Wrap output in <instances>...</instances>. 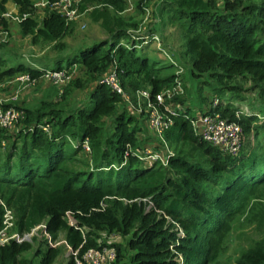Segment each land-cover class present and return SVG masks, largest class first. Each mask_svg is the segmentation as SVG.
<instances>
[{
    "label": "trees",
    "instance_id": "obj_1",
    "mask_svg": "<svg viewBox=\"0 0 264 264\" xmlns=\"http://www.w3.org/2000/svg\"><path fill=\"white\" fill-rule=\"evenodd\" d=\"M9 1L19 14H27L19 22L20 31L33 40L57 43L73 21L48 8L39 17L34 0H0L4 28ZM125 8L126 0H82L80 10L90 9L91 18L108 37L85 45L65 65H7L0 56V90L6 79L19 73L29 74L36 83L46 69L77 64L85 73L84 79L72 78L59 98L39 101L36 108L21 107L24 118L17 135L24 132L23 138L6 149L0 142V226L8 205L20 233L46 219L54 238L63 232L77 247L84 239L82 233L63 217L71 210L87 227L82 249L107 244L98 241L103 231L127 237L125 245L111 243L116 248L113 264H179L173 249L182 253L183 264H264L263 151L252 147L231 154L203 140L191 125L198 114H189L183 97L176 96L170 99L177 103L174 112L168 111L171 125L163 131L172 147L168 164L151 165L135 156L134 150L150 141L141 137L145 126L129 110L130 102L102 78L115 67L121 86L136 103L137 90L146 88L153 98L175 83V71L167 68L176 63H160L137 46L154 30L132 32L137 24L121 15ZM157 9L162 22L174 20L181 27V53L190 62L191 73L218 84L214 86L217 103L201 113L217 111L236 120L243 134L263 127L264 105L256 102L264 99V1L160 0ZM122 37L127 43L120 41ZM93 80L83 103L75 111L66 109L62 99L67 93ZM244 81L251 83L256 102L240 94ZM241 100L250 112L239 108ZM105 117H110V126L105 125ZM2 138L7 137L0 132ZM85 139L89 151L82 148ZM143 197L152 202L150 208L139 200ZM166 216L179 223L181 233ZM248 228L258 236L250 238L234 260L224 259L230 234L247 233ZM30 249L28 241L2 244L0 264H32L24 255ZM36 253L37 264H52L59 247L46 244Z\"/></svg>",
    "mask_w": 264,
    "mask_h": 264
},
{
    "label": "rangeland",
    "instance_id": "obj_2",
    "mask_svg": "<svg viewBox=\"0 0 264 264\" xmlns=\"http://www.w3.org/2000/svg\"><path fill=\"white\" fill-rule=\"evenodd\" d=\"M264 1V0H256ZM160 0H126V8L121 13L122 16L128 17L130 22H134L137 25L133 26L131 30L135 33H144L148 30H154L152 33L157 36V39L147 38L142 40V42H137V46L142 48L149 57L159 59L160 63H168L169 60L176 63L175 67L170 66L167 68L169 72L175 71V83L167 86L173 89V86H177L176 90L172 91L173 97L179 96L183 97L184 105L189 108V114L200 115L201 110H205L212 106V100L215 99L214 89L215 85H218L213 78L206 76L208 82H206L205 76L193 75L190 71V62L181 53V43H184V36L181 27L178 25L177 21L162 22L159 14L157 5ZM7 10L14 12L16 11L15 5L9 1ZM45 9L42 7L37 9L38 16L41 17L44 14ZM90 9L80 10V15L77 20H73L69 24L67 33L57 40V43L48 42L42 38L33 40L32 35H22L20 31V25L18 21L8 20L7 27L0 25V56L3 57L7 65H17L19 63L28 64L29 62H35L40 65L54 66L57 62L65 65L69 57L74 56L83 49L85 45L91 44L94 40H99L108 37V33L102 28L98 21H94L90 14ZM121 42L127 43V38L122 37ZM60 43V44H59ZM59 44L58 47L55 45ZM183 48V45H182ZM140 51V50H139ZM67 68V67H66ZM65 68V69H66ZM113 68V67H111ZM71 78L80 77L85 78V73L77 64H72L66 69ZM69 80V81H70ZM69 81L67 83H69ZM239 81V80H238ZM65 83L61 89V93L64 88L70 85ZM93 81H89L84 84L83 87L71 90L66 95V99H62L67 103L66 109L75 111V108L83 103L88 95V91L94 84ZM243 89L240 94L243 97L249 98L256 102L258 96L253 93L250 82H242ZM0 90V100L4 101L7 105H12L18 108L21 107H33L36 108L39 105V101H46L50 99L59 98V87L44 79H40L37 83L32 85H24L13 80V78L6 79ZM56 87V88H55ZM71 88V87H70ZM58 89V91H57ZM215 91H214V90ZM129 93V92H128ZM131 99L129 110L135 115L139 120V123L144 125L145 128L141 132V137H148L150 141L155 139V135L152 134L147 127L146 116L147 108L145 109L143 99H136V103ZM243 100H241L242 102ZM261 102L264 105V99L257 100L256 103ZM125 103V101H124ZM176 101L171 100L170 106L175 108ZM239 108L245 109V111L250 112V107L245 104V102L240 103ZM257 107H260L256 105ZM254 111H258L253 108ZM258 113V112H257ZM110 117H105V125L110 126ZM259 119V118H258ZM261 121L263 122V118ZM261 121H258L262 123ZM257 122V121H256ZM19 123L14 128L1 129L0 132L5 135L6 145H2L1 149H6L13 140L19 141L23 138L24 132L18 136ZM20 129V127H19ZM244 137V144L240 149L248 152L252 147L256 151L264 152V126L255 128L253 127L250 134H242ZM148 141V142H150ZM170 150L172 147L170 146ZM240 151V150H239ZM238 151V152H239ZM237 152V153H238ZM236 153V154H237ZM2 201V200H0ZM11 208L8 205L4 206ZM12 210V209H11ZM3 217V215H2ZM16 217L14 216V221ZM16 230L15 224L11 231ZM233 230L231 231V233ZM39 236L34 235L30 241L31 249L27 251L24 255L32 259V264H37L39 262L40 255L36 253L38 249H44L46 247V241L41 236V231H37ZM231 235L230 244L227 251L222 255V257L228 258L231 261L234 260L240 253V250L247 246L250 238H256L258 235L248 228L247 233L242 232L241 234L233 232ZM60 238L64 237V233H59ZM125 236L120 233L112 232H101L98 237L99 242L106 243H120L125 245ZM68 260L67 252L64 245L59 246V254L55 258L53 264H66Z\"/></svg>",
    "mask_w": 264,
    "mask_h": 264
},
{
    "label": "built area",
    "instance_id": "obj_3",
    "mask_svg": "<svg viewBox=\"0 0 264 264\" xmlns=\"http://www.w3.org/2000/svg\"><path fill=\"white\" fill-rule=\"evenodd\" d=\"M220 2L225 0H218ZM82 0H34L36 11L38 8H48V10L55 11L62 15L66 21L77 20L80 15V3ZM8 20L22 21L27 14H19L17 10H6L3 13ZM148 38V35H145ZM149 38L157 39L156 35H151ZM42 78L49 83L57 85L59 92L61 93V87L67 83L71 76L69 72L64 68L58 69H46ZM13 80L24 85H32L35 83V79L31 78L27 73H19L13 77ZM102 80L109 85L114 91L122 95L123 99L130 102L129 95L123 89L120 84L119 77L115 67L111 68L102 78ZM175 88V89H174ZM177 86H173L176 90ZM174 90L166 87L160 92L154 94L151 97L150 91L146 88L139 89L136 91V99H143L145 109L147 108L146 123L148 130L155 135V139L150 142H145L140 148L134 150L135 156L148 164H154L160 162L163 165L168 164V152L170 151L169 145L163 137V131L171 125V117L169 112H174L176 109L170 106L171 96ZM217 103L215 98L212 105ZM164 107L166 111L162 109ZM24 118V110L12 105H7L4 101L0 100V128L10 129L14 128L18 122ZM192 129L195 134L199 135L203 140L221 148L223 151L236 154L242 146V134L243 130L240 123L236 120L228 119L222 116L219 112H206L201 115H197L191 119ZM50 128L49 124L43 126L44 131H48ZM1 144L6 145V140L1 139ZM84 151H89L90 147L85 139L82 144ZM146 202V207L150 208L152 202L143 197L139 198ZM5 206V205H4ZM160 214L161 209L155 208ZM2 217V224L0 226V245L9 243L11 240L16 242L30 241L31 238L36 235L39 236L37 231H41V236L46 241V244L51 247H59L60 245L65 246L68 260L71 259L73 264H113L116 260V248L114 245L109 243L102 244L97 247L90 246L82 249V245L85 242V233L87 227L78 223L74 213L71 210H67L64 213V218L68 224L77 228L83 236L82 242L79 246L74 247L67 241L65 237L57 236L54 238L47 228V220L43 219L36 225H34L29 231L20 233L18 230L11 231L15 224L14 214L11 208L5 207ZM169 222L173 223L174 228L180 233L182 228L179 223L171 220L166 216ZM175 253V259L179 264H183V255L180 252ZM67 260V261H68ZM53 264V263H52ZM67 264V262H66Z\"/></svg>",
    "mask_w": 264,
    "mask_h": 264
},
{
    "label": "crops",
    "instance_id": "obj_4",
    "mask_svg": "<svg viewBox=\"0 0 264 264\" xmlns=\"http://www.w3.org/2000/svg\"><path fill=\"white\" fill-rule=\"evenodd\" d=\"M30 64H31V65H33V66H36V67H41V65H40V64H38V63H35V62H30Z\"/></svg>",
    "mask_w": 264,
    "mask_h": 264
}]
</instances>
